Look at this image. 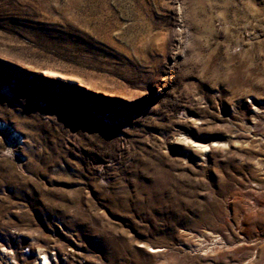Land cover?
I'll list each match as a JSON object with an SVG mask.
<instances>
[{
    "label": "rangeland",
    "instance_id": "1",
    "mask_svg": "<svg viewBox=\"0 0 264 264\" xmlns=\"http://www.w3.org/2000/svg\"><path fill=\"white\" fill-rule=\"evenodd\" d=\"M0 264H264V0H0Z\"/></svg>",
    "mask_w": 264,
    "mask_h": 264
}]
</instances>
